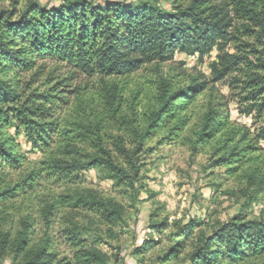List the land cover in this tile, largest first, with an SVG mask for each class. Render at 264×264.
I'll return each mask as SVG.
<instances>
[{
	"label": "trees",
	"instance_id": "16d2710c",
	"mask_svg": "<svg viewBox=\"0 0 264 264\" xmlns=\"http://www.w3.org/2000/svg\"><path fill=\"white\" fill-rule=\"evenodd\" d=\"M12 1L15 5L19 3V0ZM178 1L174 0L167 9L150 3L116 0L100 4L62 0L53 7L28 1L23 11L15 8L0 12V170L20 168L24 158L18 153L21 145L17 139L6 135V130H14L15 136L24 139L32 151L44 152L52 147L62 127L61 113L71 106L72 95L79 98L82 90L80 87L68 90L72 81L81 76L124 78L145 65L163 64L174 58L182 59V65L190 59L208 63L212 83L229 80L230 87L238 91L239 115L247 118L255 115L264 121V58L256 49L247 51L241 46H237L234 53L227 51V46L237 40L230 32L232 19L227 13L228 7L232 6L243 19L255 20L250 14L249 0H230L229 3L227 0H191L186 7L177 5ZM217 2L220 6L214 5ZM253 55L256 61L251 59ZM49 65L54 66L53 69L48 70ZM60 70L69 73L57 80L55 74ZM25 74H31L28 83L22 79ZM44 75L50 87L42 92H29L32 84L39 81L37 78ZM201 79L203 77L200 81L193 78L178 89L168 80L159 81L158 109L149 117L144 135L134 131L138 139L135 147H128L121 137L108 147L103 142L100 124L90 125L83 133L69 138L66 153L69 159L53 161L49 170L55 176L79 180L78 173L103 168L117 184L136 192L144 140L162 122L175 120L179 111L184 113L188 105L208 89L210 82ZM118 90L117 86L104 88L105 99L112 109ZM229 118V115L222 117L218 108H208L197 134L198 142L221 133L230 124ZM186 124V119L178 121L175 130ZM236 134L231 132V138ZM261 141H264V126L256 132L252 142L242 149L236 146L219 164L231 165L241 153L256 150L254 143ZM31 178L28 184L34 181ZM249 185L261 191L264 175L259 183L251 176ZM18 191V187L0 190V202L15 197ZM78 203L99 212L109 227L124 220L125 207L113 200L81 198ZM165 226L167 223L151 225L153 229ZM203 226L204 223L196 221L180 226L171 258L183 253L190 242V264H242L251 258H264V220L238 216L216 225L211 235L204 232ZM195 230H198L196 235ZM69 239L73 247L79 249L73 261L67 258L58 261V255L44 248L22 264H109L108 256L101 251H86L83 241L74 233ZM23 244L25 241L20 246Z\"/></svg>",
	"mask_w": 264,
	"mask_h": 264
},
{
	"label": "rangeland",
	"instance_id": "374dc122",
	"mask_svg": "<svg viewBox=\"0 0 264 264\" xmlns=\"http://www.w3.org/2000/svg\"><path fill=\"white\" fill-rule=\"evenodd\" d=\"M28 1L53 7L62 0H19L18 5L12 0L0 1V12L15 8L23 11ZM88 1L100 4L112 0ZM116 1L150 3L167 9L174 0ZM190 1L179 0L177 5L186 7ZM249 4L255 20L243 19L232 6L228 7L232 19L230 32L237 40L227 46V51L234 53L241 46L247 51L256 49L264 58V0H249ZM255 57L251 59L256 61ZM181 61L174 58L163 64L145 65L124 78L81 76L68 82V90L77 87L82 90L79 98L72 95L71 106L61 113L60 134L47 151H32L24 139L15 136L14 130L4 132L17 139L21 145L18 153L24 158L18 169L0 170V190L14 187L19 190L15 197L0 202V264H22L44 248L58 255V261L72 260L79 249L73 247L71 233L83 241L86 251L97 249L106 254L109 264H190L192 242L183 253L171 258L180 226L189 221L202 222L204 232L211 235L216 225L238 216L264 220V187L258 191L257 186L249 185L251 176L259 183L264 175V141L254 143L256 150L241 153L231 165L219 164L236 146L242 149L254 140L256 132L264 126L263 119L239 115L238 91L230 87L229 80L212 83L208 63L190 59L182 65ZM53 67L49 65L48 70ZM68 73L60 70L55 78L60 80ZM202 77L210 82L208 89L184 113L179 111L175 120L162 122L144 140L136 192L117 184L103 168L78 173L79 180L55 176L49 170L53 161L69 159L66 156L69 138L83 133L90 125L100 124L103 142L108 147L120 137L128 147H135L138 139L134 131L144 135L149 117L158 109L159 81L168 80L178 89L191 79L200 81ZM47 78V75L37 78L39 81L32 84L29 92L48 89ZM22 79L30 82L31 74L23 75ZM105 86L119 88L113 109L105 99ZM210 107L218 108L222 117L229 115L230 124L215 137L198 142L197 134ZM182 119L187 120L186 126L175 130ZM231 132L237 133L233 139ZM245 134L247 139L243 141ZM30 178L34 181L28 184ZM93 197L122 204L124 220L109 227L99 212L78 203L81 198ZM162 223L167 226L151 227ZM22 241L25 244L20 246ZM242 264H264V258H251Z\"/></svg>",
	"mask_w": 264,
	"mask_h": 264
}]
</instances>
